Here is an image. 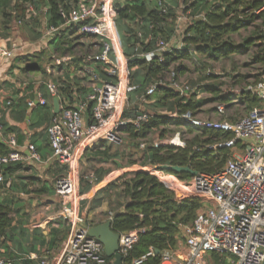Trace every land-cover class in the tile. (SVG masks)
<instances>
[{
    "label": "built area",
    "instance_id": "2783aa9c",
    "mask_svg": "<svg viewBox=\"0 0 264 264\" xmlns=\"http://www.w3.org/2000/svg\"><path fill=\"white\" fill-rule=\"evenodd\" d=\"M261 1L263 4L255 11L256 14L264 13V0ZM117 2L118 0H71L67 7H60L59 12L64 20L59 25L49 23L47 6L37 9L29 4L24 16L16 20L18 26L38 22L41 39L46 46L56 38L63 39L67 28L77 32L79 35L72 52L61 55L56 48L53 61L45 70L48 75L57 76L61 80L66 71L62 65L78 59L79 68L76 69L73 65L71 70L74 75L78 73L86 77L83 85L92 89L85 100L71 105L60 96L61 81L48 82L49 92L60 101V111L47 131L52 156L56 162L70 166L69 175L56 180L55 190L63 199L72 202L73 206L64 205L60 212V216L71 223V230L61 253L51 259L45 257L39 264L108 263L103 243L89 234V228L84 226V218L77 211V205L82 198L77 177L78 163L84 149L91 148L100 141L120 144L129 129L138 131L149 120L150 114L146 112L126 113L131 107L129 93L134 88L135 68L130 67V63L136 59L149 61L155 56L163 61L164 54L173 49L170 41L161 40L154 51H140L141 45L137 43L134 52L127 54L116 21ZM138 35L142 37L140 32ZM186 47L182 40L177 49ZM21 49L22 46L11 43L10 49H1L0 56L10 58ZM102 71L110 77L109 80L103 78ZM176 75L173 71L169 87L184 95L194 94L200 99L201 92L198 88L191 86L189 82L178 80ZM158 85L165 83L163 80L153 83L146 94L140 97L147 101V96L155 92ZM236 92L239 95L251 92L261 100V104L241 117L230 116L226 113L228 105L218 104L214 110L220 115L218 119H201L190 111L181 115L178 111L159 112L170 118L182 117L186 124L193 127L232 132V138L210 146L215 149L227 147L231 149V155L220 170L198 173L189 179H181L159 166L145 167V170L156 175L175 193L177 201L199 198L203 206L191 224L181 227L182 239L173 249L156 253V248L152 247L141 257L126 261L125 257L138 242L141 230L120 233L118 252L123 257L121 264H149L156 257L160 258L158 264H215L213 252L220 256L227 255L228 264H263L264 66L256 83ZM27 104L33 109L46 106L48 100L40 89H36ZM90 104L91 114L88 113ZM9 144L11 149L0 154V186L4 182V168L24 157L14 136L10 138ZM154 145L184 148L186 143L181 132H176L173 136L158 137L154 140ZM141 147L145 148L146 143L142 142ZM27 149L32 159H40L34 144H28ZM0 264H13V261L0 257Z\"/></svg>",
    "mask_w": 264,
    "mask_h": 264
},
{
    "label": "trees",
    "instance_id": "16d2710c",
    "mask_svg": "<svg viewBox=\"0 0 264 264\" xmlns=\"http://www.w3.org/2000/svg\"><path fill=\"white\" fill-rule=\"evenodd\" d=\"M69 1L71 0H42L44 4L40 5V0H0V16L6 22L5 28H8V23L11 20L15 18L17 20L24 16L29 4L34 5L37 9L47 6L49 23L59 25L64 20L59 12L60 7H67ZM170 1L174 5L179 3V0ZM183 3L184 12L188 14L187 16L194 18L193 23L187 27L183 35V42L187 47L186 49L173 48L166 52L163 61H159V58L155 56L149 61L136 59L131 62L130 67L136 68L133 72V85H137L135 77L138 74L141 73L144 77L143 81H139L138 84L141 87L139 95L146 94L150 85L163 80L165 74L171 71L172 65L179 59L197 58V55L212 60L226 59L234 53L241 52L242 48L248 49L256 46L254 59L264 65V13H255L263 4L261 0H183ZM115 8L117 10L116 21H121L125 25V35L122 39L127 49L129 45L136 46L137 43H140L141 51H154L161 40L169 42L176 32L178 14L166 0H125L124 3L117 2ZM258 19L262 21L263 31H258V28L254 29L253 36L247 38L243 45L234 43L232 35L242 28H247ZM132 23L137 24V28H134ZM139 32L142 37H139ZM253 39H256L257 42ZM47 55L49 53L45 55L44 50L38 54L18 55L17 59L19 62L26 63V70L37 69L46 75L47 72L42 68L41 63ZM50 59L53 60L51 55H49ZM72 65L78 69L79 60L62 65L66 71L65 78L59 80L61 81L59 89L60 96L67 99L69 104L74 105L85 100L92 89L88 85H83V82L87 80L86 77H82L78 73L71 77ZM175 69L177 72H181L184 67L179 65ZM260 75H255L254 83L259 80ZM102 76L106 80L110 79L103 71ZM208 76H214V74L211 72ZM235 78L236 82H241L246 79V76L238 75ZM189 84L193 86L192 83L189 82ZM208 89L211 93V97L208 99H197L194 94H190L189 99H186V95L175 89L167 85H158L156 91L148 95L147 98L148 100L153 97L157 99V102L153 104L155 108L178 111L180 115L188 111L196 115L200 108L209 101L227 105L236 103L234 102L235 94H221V83ZM157 93L160 95L156 96ZM239 97L240 104L245 105L248 112L261 104V100L251 92H243ZM13 105L20 108L17 116L25 119L30 110L26 96L18 98ZM91 107L92 104L88 107L89 114H91ZM215 109H210V111ZM133 112H146L150 114V118L140 130H128L127 136L131 140L148 138L145 148L137 144L142 154L139 160L130 161L129 166L137 163H142L144 166L170 164L188 166L198 173H212L220 170L231 155V149L227 147L215 149L210 146L232 138V132L198 128L188 124H186L187 129L184 133L193 136L191 138L182 137L186 143L184 148L156 147L154 140L150 141L149 139L150 133L160 130V137L165 138L170 135L169 126L180 125L184 122L183 118H170L161 115L156 110L145 111L137 108L126 113L132 114ZM52 117H55L54 113H52ZM90 152L100 163L115 160L119 154V150H114L113 145L106 141L98 142L86 150L85 154L88 155ZM111 171L107 168H96L93 172L96 177L95 181L89 180L88 174L83 173L80 177V192L84 194L90 191L94 183H100ZM167 171L176 174L181 179L192 177L188 173ZM175 197V193L169 190L156 175L150 171L139 169L124 171L116 179L110 181L97 192L93 203L94 206H97L103 201H108L113 213L110 220L114 231L123 233L136 229L141 230L138 242L125 257L126 261H130L141 257L152 247L164 251L178 246L182 239L181 227L191 224L195 220L203 202L199 198H186L177 201ZM9 214L10 209L0 202V235L5 234L11 222ZM212 256L215 264H228L229 257L227 255L220 256L213 252ZM107 259V264H112L113 259L109 257ZM159 262L160 258L156 257L152 258L149 264H158Z\"/></svg>",
    "mask_w": 264,
    "mask_h": 264
},
{
    "label": "crops",
    "instance_id": "0c3cea01",
    "mask_svg": "<svg viewBox=\"0 0 264 264\" xmlns=\"http://www.w3.org/2000/svg\"><path fill=\"white\" fill-rule=\"evenodd\" d=\"M166 2L174 7L178 14L176 32L170 40L173 48H177L179 42L183 40L185 29L193 23L194 18L185 14L183 0H179L177 5H174L170 0H166ZM119 3L124 2L119 0ZM136 25L132 23L134 28H137ZM52 42L47 45V49ZM124 50L126 53L128 52L127 54L132 53L135 46L129 45L127 49L124 45ZM16 53L17 51L10 58L0 56V122L2 125L0 154L11 149L9 140L14 136L17 140V147L24 157L21 161L10 164L3 170L4 182L0 186V202L10 209L11 222L5 234L0 235V257L12 260L13 264H39L41 259L45 257L51 259L61 253L71 230V223L64 220L60 216V212L64 205L73 206V203L63 199L55 190L56 180L67 176L70 173V166L60 164L53 159L48 132L42 130L39 122L33 119V109L43 106L33 109L28 107L30 110L25 119L17 116L20 108L13 105L16 100L26 96V101H28L34 96V91L40 88L35 87L38 80L29 70L22 74L18 63L15 62L17 56L14 57V55ZM28 54H34V52L30 51L22 55ZM26 73L32 75V78L24 81ZM71 74H73L72 70ZM63 77L65 78V75ZM59 79L57 76L50 75L47 83L51 80L59 83ZM193 87L198 88V86ZM41 91L48 100L46 107L51 108L50 110L54 113V97L48 89ZM9 101H11L10 104ZM155 102H157L156 98L150 100L148 104L151 109L148 108V110L160 112L163 108H155L153 106ZM130 103H132L131 100ZM133 109L130 107V110ZM53 119L54 117L51 118V122ZM41 131L44 135L39 137L41 140L39 144L36 142V136ZM30 143L37 147L40 159L31 158L27 149ZM141 168L139 167V169ZM126 169V171L139 170L130 167H126ZM119 175L121 173L118 172L104 178L84 194L80 192L79 181V192L82 198L77 205V211L84 218L85 224L94 226L111 219L113 213L108 201H103L97 206H94L93 202L97 192Z\"/></svg>",
    "mask_w": 264,
    "mask_h": 264
},
{
    "label": "rangeland",
    "instance_id": "374dc122",
    "mask_svg": "<svg viewBox=\"0 0 264 264\" xmlns=\"http://www.w3.org/2000/svg\"><path fill=\"white\" fill-rule=\"evenodd\" d=\"M42 4L44 3L42 2V0H40V5ZM261 24V19H258L254 23H251L247 28H242L239 32L234 33L232 35L234 43L238 45H243L247 38L253 36L252 31L254 29L258 28V31H263V26ZM5 25L6 22H4V18L0 16V49H2L3 47L10 49L11 43H17L18 45L22 46V49L17 51L16 55H14V57L17 56V58L18 55H22L26 52L33 51L34 54H38L39 52H42L44 50L45 55L49 53V55L53 57L54 50L56 48H59L58 53L61 55L72 52V49L77 40V36L79 35L77 32L73 31L72 28H67L64 31L63 39H54V41L49 45V49H47L46 44L41 39L42 34L37 36V34L40 33V26L38 25V22L18 26L15 18L8 23V28L6 27L7 29L5 28ZM117 26L121 36L124 38L125 25L123 24V22L119 21L117 22ZM258 34L261 35L262 33ZM256 50V46H252L248 49L242 48L241 52L234 53L228 58L220 60H212L198 55L197 58L192 57L191 59H179L172 65L171 71L165 74V76L163 77V81L165 85L169 86L173 79L172 72H177L175 67L179 65L183 66L184 69L181 72H177L175 78L182 82H190L193 84V86H198V90L201 92L200 99L210 98L211 93L208 88H214L221 83V94H235L236 96V101L234 100V102L236 103L228 105L226 113L230 116L241 117L243 115H246L248 113V110L246 109L245 105L240 104V95L236 91H240L245 86L254 83L256 79L255 75L261 74L264 66L260 62L255 61L254 52ZM49 55L45 56L46 59L41 63V66L44 69L53 61L51 59L49 60ZM17 58H15V62L18 63V67L22 71V74H24V72L26 71V63L19 62ZM29 72H31V74L35 76V78L38 80L36 81L35 87H38L41 90L48 89L47 81L50 78V75L42 74V71L37 69H34L33 71L29 70ZM211 72L212 74H214V76H208V74H210ZM32 75L26 73L24 78H22L24 81H27L32 78ZM238 75H245L246 79L241 82H236L235 77H237ZM135 79L136 84L138 85L139 81H143L144 79L143 74H138ZM137 85L134 84V88L129 93V98L132 101L131 107L148 111V108L151 109V106L148 103H150V100L155 99V97L149 99V101L148 99L147 101H145L143 98L140 97L139 93H141V87H139V85L137 87ZM159 95L160 94L157 93L156 96ZM190 96L191 95L189 94L186 95V99H189ZM218 104L221 103L217 101L207 102L200 108V111H198L196 116L201 119H218L220 115L215 113L214 110L210 111V109L217 107ZM50 109L51 108L47 107H38L33 112V119L39 122L40 126L42 127V130L44 129V131H48V127L52 123V110ZM163 110L166 111L168 109H161V111ZM186 129L187 125L185 122H182L180 125L172 124L169 126V134L170 136H173L176 132H181V137L185 136L187 138H191L193 136L192 134L184 133L186 132ZM41 135H44L42 131L38 136H36V142H38L39 144L41 143V140L39 138ZM158 137H160V130H155L149 135L150 141H153ZM123 139V142L120 144L112 143L114 150H119V154L117 157H115V160H110L108 163H100L98 159H95L93 157L91 152L88 155L87 153L85 154V151L89 148L84 149V153L80 157L77 168L78 181H80V177L83 173L88 174L89 180L95 181L96 177L93 172L98 167L112 170L108 175L105 176V179L110 177V175H114L118 172L122 174L124 171L127 170L126 167L134 169H139V167H142L143 169L145 167H149L144 166L142 163H137L132 166H129L130 161L139 160L142 154V151L139 149L137 144L141 145V143L146 142L148 138L140 140H131L129 136L125 135ZM119 166H121V168H118ZM94 185H96V183H94Z\"/></svg>",
    "mask_w": 264,
    "mask_h": 264
},
{
    "label": "water",
    "instance_id": "95a60500",
    "mask_svg": "<svg viewBox=\"0 0 264 264\" xmlns=\"http://www.w3.org/2000/svg\"><path fill=\"white\" fill-rule=\"evenodd\" d=\"M54 104V113L58 114L60 111V101L58 97H54L53 100ZM161 169L170 170L177 173H188L191 175H196L198 172L193 170L188 166H178V165H170V164H163L159 166ZM112 222L108 220L104 223H100L94 226H89L84 224V226L89 228V234L92 237L99 239L104 245V251L107 257L112 258V264H121L123 261L122 255L118 252L119 250V239L120 233L116 232L112 229ZM160 250L156 249V253H159ZM264 264V262H263Z\"/></svg>",
    "mask_w": 264,
    "mask_h": 264
}]
</instances>
